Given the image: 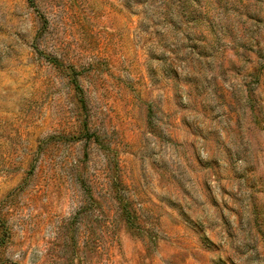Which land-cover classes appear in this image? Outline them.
Returning <instances> with one entry per match:
<instances>
[{
	"label": "rangeland",
	"instance_id": "1",
	"mask_svg": "<svg viewBox=\"0 0 264 264\" xmlns=\"http://www.w3.org/2000/svg\"><path fill=\"white\" fill-rule=\"evenodd\" d=\"M0 264H264V0H0Z\"/></svg>",
	"mask_w": 264,
	"mask_h": 264
}]
</instances>
